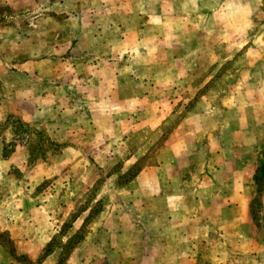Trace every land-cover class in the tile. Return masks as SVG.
<instances>
[{
    "label": "crops",
    "instance_id": "1",
    "mask_svg": "<svg viewBox=\"0 0 264 264\" xmlns=\"http://www.w3.org/2000/svg\"><path fill=\"white\" fill-rule=\"evenodd\" d=\"M33 1L0 4L12 10L41 4L49 11L42 22L47 39L67 49L55 48L42 59L47 69L33 66L31 75L42 73L54 84L75 75L77 89L83 83L107 89L112 95L97 106L125 115L137 130L157 125L156 140L166 138L155 164L139 168L133 182L141 189L143 243L135 239L123 249L106 243L103 254L92 227L65 261L46 244L42 264H264V223L253 216L264 197L255 178L264 164L261 86L256 81L250 91L238 82L232 97L219 98L210 88L222 61L232 58L228 47L234 59L252 60V74H264V24L257 23L264 0ZM201 82L209 90L201 99L175 98ZM250 92L256 98L244 105L239 93ZM242 107L251 116L238 114Z\"/></svg>",
    "mask_w": 264,
    "mask_h": 264
},
{
    "label": "rangeland",
    "instance_id": "2",
    "mask_svg": "<svg viewBox=\"0 0 264 264\" xmlns=\"http://www.w3.org/2000/svg\"><path fill=\"white\" fill-rule=\"evenodd\" d=\"M40 5L12 10L0 4V264H42L51 246L65 261L93 231L104 241L103 254H108L106 243L118 249L135 239L143 243L141 189L133 182L139 168L155 164L156 151L166 141L156 140L151 128L157 125L137 130L125 115L97 106L112 95L107 89L93 91L90 83L77 89L75 75L55 84L42 73L31 75L33 66L46 68L42 59L55 48L67 49L47 39L42 24L49 11ZM262 9L257 23L264 24ZM225 51L232 58L222 61L220 73L213 76L212 97H232L240 82L250 91L259 83L264 99V74L250 72L252 60L234 59L232 47ZM262 54L259 65L264 68V48ZM202 86L184 87L175 98L189 100L195 93L199 100L209 93ZM239 98L251 106L256 96L239 93ZM238 114L246 118L250 109L242 107ZM257 180L264 190V168ZM262 195L253 205L258 226L264 223Z\"/></svg>",
    "mask_w": 264,
    "mask_h": 264
},
{
    "label": "trees",
    "instance_id": "3",
    "mask_svg": "<svg viewBox=\"0 0 264 264\" xmlns=\"http://www.w3.org/2000/svg\"><path fill=\"white\" fill-rule=\"evenodd\" d=\"M264 165L259 169V171L257 172V175L263 170ZM257 179V176L255 177Z\"/></svg>",
    "mask_w": 264,
    "mask_h": 264
}]
</instances>
